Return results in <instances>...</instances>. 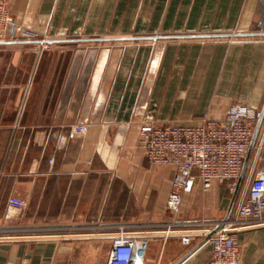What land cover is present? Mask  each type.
Wrapping results in <instances>:
<instances>
[{"label":"crops","instance_id":"obj_1","mask_svg":"<svg viewBox=\"0 0 264 264\" xmlns=\"http://www.w3.org/2000/svg\"><path fill=\"white\" fill-rule=\"evenodd\" d=\"M12 12L40 38L0 41V232L13 231L0 264H108L122 227L147 240L140 264H208L207 229L175 224L223 221L242 192L196 179L173 213L176 167L148 162L139 129L263 110L264 0H12ZM238 238L241 264H264V227Z\"/></svg>","mask_w":264,"mask_h":264},{"label":"built area","instance_id":"obj_2","mask_svg":"<svg viewBox=\"0 0 264 264\" xmlns=\"http://www.w3.org/2000/svg\"><path fill=\"white\" fill-rule=\"evenodd\" d=\"M10 1L0 0V41L39 39L37 33L14 22ZM260 116L261 112L252 107L235 104L220 120L205 118L195 124L146 122L140 126L139 143L148 162L176 167L167 202L170 211H180L189 183L196 179L204 192H209L215 182L228 183L231 191H236ZM87 129L79 127L76 131ZM252 154L247 187L233 216L227 221L205 223L212 226L208 233L220 226L208 240L212 248L208 264H241L238 234L264 227V138L256 141ZM9 205L20 210L25 202L13 198ZM182 241L189 245L190 237L184 235ZM146 244L145 238L131 235L122 227L113 240L108 264H140Z\"/></svg>","mask_w":264,"mask_h":264},{"label":"rangeland","instance_id":"obj_3","mask_svg":"<svg viewBox=\"0 0 264 264\" xmlns=\"http://www.w3.org/2000/svg\"><path fill=\"white\" fill-rule=\"evenodd\" d=\"M10 9H11V14H12V16H13V19H14V22L17 24V25H20V26H22V24H20V23H18L17 21H16V18H15V16H14V14H13V12H12V0L10 1ZM40 38V37H39ZM251 156H253V154H251ZM248 169H249V167H248ZM248 169H246V173H247V175H245L244 176V178H243V180H242V182H241V185H240V191L242 192V194H243V192L245 191V189H246V187H247V179H248ZM245 173V174H246ZM228 189H229V191L231 192V193H234V192H232L231 191V189H230V186H229V184H228ZM186 194H185V197H184V201L186 200ZM180 213V216L182 217V213L181 212H179ZM234 213V212H233ZM233 213L231 214V216L230 217H232L233 216ZM211 222V221H210ZM205 223H208V221H190V222H180V223H176V225H179V226H190L191 228H192V230H190L191 228H189V230L192 232V233H194V232H199V231H201V230H204V229H211L212 228V226H210V225H205ZM163 226H165V228H166V225H163ZM187 227V228H188ZM180 228H183V227H180ZM167 229V228H166ZM3 232H0V234H4L5 232L7 233V232H9V233H7V235L8 234H11V232H13L12 230H11V228L10 227H5L3 230H2Z\"/></svg>","mask_w":264,"mask_h":264},{"label":"water","instance_id":"obj_4","mask_svg":"<svg viewBox=\"0 0 264 264\" xmlns=\"http://www.w3.org/2000/svg\"><path fill=\"white\" fill-rule=\"evenodd\" d=\"M263 120H264V107H263V110L261 111V116L258 120V123H257V126H256V130H255V134H254V137H253V141H252V145H251V150L248 154V157L246 159V162H245V166H244V169H243V173H242V176H241V180H240V185H241V182L245 176V173H246V169H247V166H248V163H249V160L251 158V154H252V150H253V147L255 146V143L257 141V138H258V135H259V132H260V129H261V126H262V123H263ZM191 183V182H190ZM189 183V184H190ZM240 185L238 186V188L236 189L235 191V195L239 192L240 190ZM234 204V202H233ZM233 204L231 206V209H230V212L227 216L226 219H224V221H227L230 216H231V212H232V209H233ZM220 226L216 227L215 229H213L210 233L206 234V239L205 241H208L218 230H219Z\"/></svg>","mask_w":264,"mask_h":264}]
</instances>
